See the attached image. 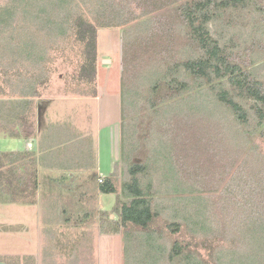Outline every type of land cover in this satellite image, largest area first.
<instances>
[{
  "label": "trees",
  "instance_id": "16d2710c",
  "mask_svg": "<svg viewBox=\"0 0 264 264\" xmlns=\"http://www.w3.org/2000/svg\"><path fill=\"white\" fill-rule=\"evenodd\" d=\"M168 9L178 16L167 13ZM248 17L253 19L249 42L244 40L240 45L232 36L221 43L222 34L219 38L213 36L211 23L217 22L222 30L246 28L243 23ZM113 27L124 29L121 44L122 161L130 179L119 194L112 172L100 178L98 191L118 194L115 213L119 220L112 226L114 233L123 237L124 264H264V154H254L257 151L251 148L245 134V129L254 123L256 129L262 128L264 137V77L260 76V68L264 67V0H0V42H7V50L13 56L9 62L8 82L17 98L7 102L13 107L15 118L12 117L8 126L0 127V135L33 137L30 108L45 84L53 51L66 46L76 48L77 52L81 50L80 58L86 62L82 75L87 78L86 83L93 84L97 30ZM172 32L176 35L171 36ZM177 32L184 35V41L181 54L172 65L171 58L165 56L170 45L166 48L151 43L156 37L162 38L163 43L166 40L172 43L181 36ZM159 49H163V53L158 60L155 53ZM165 61L167 68L163 70L161 65ZM23 64L28 66L27 70H23ZM135 67L149 69L142 83L139 75L146 71L139 68L135 71ZM162 87L168 90L167 94L159 93ZM146 91H149L148 97ZM145 101L149 107L143 110L141 105ZM181 103L186 106L181 108ZM199 116L208 122L211 130L201 120L198 125L193 123ZM141 119L144 124L149 122L145 140L148 136L151 138L153 127L160 138L162 136L158 141L162 153L153 149L157 158L164 157L167 150L169 154L177 150L176 156L184 154L196 159L192 164L196 171L199 164L205 167L204 161L212 163L201 169L212 175L210 184L204 188L207 193L214 187L222 214L215 211L204 188L189 184L191 176L178 168L172 157L174 171L180 176L174 194L182 197L187 189L189 194L202 191L203 195L190 202L192 208L188 217L175 212L171 217L173 221L167 223V230L152 228L159 212L154 210L152 180L143 181L142 175L149 176L148 169L155 168L157 172L160 168L141 160L137 162L135 157L143 146L139 142ZM16 122L18 125L11 126ZM181 124H187L185 128L192 142L187 141L186 154L178 153L182 141L176 139L175 145L170 141H174L170 133ZM150 138L144 144L151 149ZM219 145L222 147L217 150ZM210 150L213 154H202ZM132 156L134 161L130 160ZM198 176L196 179L202 181L204 176ZM38 181L35 154H0V195H7L12 204H33L30 200L37 194ZM185 182L188 184L183 189ZM178 219H183L191 235L201 233L207 254L179 240H174L170 248L166 246V232L173 236L182 232ZM222 237L225 240H221ZM7 260L0 264H8ZM14 262L21 264L18 259Z\"/></svg>",
  "mask_w": 264,
  "mask_h": 264
},
{
  "label": "rangeland",
  "instance_id": "374dc122",
  "mask_svg": "<svg viewBox=\"0 0 264 264\" xmlns=\"http://www.w3.org/2000/svg\"><path fill=\"white\" fill-rule=\"evenodd\" d=\"M166 12L173 13L175 17L178 16L172 10L168 9ZM246 21L243 23L247 25L246 28L242 26L236 29L222 30L217 22L211 23L210 27L214 37L219 38L220 34L224 36L221 43L235 36L238 39V44L243 45L244 40L249 42L248 38H250L253 29L251 25L253 19L248 17ZM123 34L124 29L120 27L97 30L96 81L93 84L86 83L87 78L82 75L86 62L80 58L81 50L77 52L76 48L71 49L70 46H66L61 50L53 51L51 61L47 66L45 84L39 89V97L33 99L29 113V120L34 126V136L38 137L37 132L43 134L39 139L41 151L46 148V145H51V154H45L47 160L44 163L48 162L52 170L47 168L48 172L42 170L40 173L41 189L38 188L36 196L30 200L36 206L23 202L12 206L6 205L12 203L6 198L7 195H0V262L8 259V264H15L14 259H18L21 264H124L123 237L120 234H115L112 226V223L119 220L115 213L118 194L106 195L98 191L100 178L107 177L112 172L115 175L114 180L117 183L119 194H121L123 184L130 179L128 168L122 161L121 108L120 103L117 102L118 100L121 102ZM172 35L176 34L172 32ZM177 35L181 36H177L172 43L167 40L163 43L162 38L159 37H156L151 43L153 46L161 47L170 45L165 56L171 58L172 65L178 58V54H181V43L184 41L183 34L177 32ZM143 36L145 37V34ZM173 43L176 44L173 45ZM7 46V42H0V127L8 126L12 117L15 118V111L7 102L17 99L12 93L13 88L9 86L10 82H8L9 62L13 56L9 54ZM161 53H163V49H159L155 53V58L159 60ZM27 67L24 64L22 66L23 70H27ZM138 68L139 71L145 69L144 67H135V71ZM161 68L166 70V61L162 63ZM148 70L145 69V73H140L139 76H142L140 83L143 82L144 76L148 75ZM260 71V76L264 77V67L261 66ZM150 81L152 82V80ZM139 82L137 88L140 85ZM148 89L149 87L145 90ZM167 91L162 87L159 93L167 94ZM83 93H87V95H83ZM145 93L147 96L149 91ZM148 104L145 101L141 108L144 110L149 107ZM172 106L176 107L175 104ZM184 106H186L185 103L180 104L181 108ZM181 108L179 109L181 110ZM228 118L232 119L230 116ZM150 119L152 118H147L149 121ZM142 120L144 119H141L143 123L139 125V137L141 136L139 142L143 146L140 148L141 151L136 152L135 157L137 162L143 161L145 164H150L151 167L160 168L157 172L155 168L148 169L149 176L142 175V180L149 181L151 179L154 186L152 189L154 193L153 205L154 210L159 212V216L152 228L158 227L167 230V223L173 221L171 217L175 212L180 216L188 217L189 209L192 208L190 202L194 201L196 197L202 198L203 195L202 191L189 194L187 189L182 197L174 194V190L179 185L177 182L180 176L176 175L174 171L172 157L175 158L176 166L183 168L191 176L188 177L189 184H195L202 190L204 186L210 184L212 175L206 169L204 171L201 169L209 167L211 162L204 161L205 167L202 164L197 165L198 170L196 171V168L192 167L196 159H189L184 154L176 156L177 150H175V154L172 152L169 154L170 150H167L166 154H163L164 157L157 158L153 149L162 153L161 147H159L160 142H158L162 136L160 138L155 127L151 128V138L150 136L146 137V140L150 138L151 149L149 146L147 147L144 144L148 143L144 134L149 128V122L144 124ZM199 120L211 130L212 127L204 121L202 116L197 117L193 123L198 125ZM16 123L11 126L18 125V122ZM186 125L177 126L175 132L170 133V138L172 137L174 141L169 140L174 145L176 139L178 142L184 141L183 147L182 142L181 146H178V153L186 154V150H188L186 147L192 143L189 141L190 135L186 131L188 128ZM245 134L250 141L251 148L257 151L254 154H264L262 128L256 129L253 123L245 129ZM15 143L16 140L1 134L0 154L10 153V146ZM155 143L157 145H154ZM221 143L223 145L222 140ZM221 147L217 146V150H220ZM223 147L226 149L225 144ZM162 150L164 149L162 148ZM52 154H56V156ZM202 154H213V151L210 150V153L202 151ZM202 154L196 153L198 156H202ZM36 155L40 167L45 158ZM192 155L195 156V154ZM224 155L227 158V154ZM206 157L208 156L204 155V158ZM130 160L134 161L133 156ZM191 168L196 173H192ZM57 169H61V171L64 169L63 171L66 172L59 173ZM45 173H50L54 177L53 182L56 183L51 184V179L48 180L49 185L44 183L46 187L56 185L53 187V191L51 188L48 189L50 190L48 196L47 194L44 196L45 189L47 190L43 184L44 179L47 178ZM198 175L204 176L202 181L196 179L199 177ZM186 183H183V189L187 186L188 183ZM67 189L69 190L67 191ZM204 194H208L207 196L215 205V211L222 214V205L216 202L218 195L215 193L214 187L210 188L207 193L204 188ZM178 221L182 225V232L174 236L166 232L164 239L166 246L170 248L174 240H179L183 244H191L194 250H200V253L207 254L204 238L199 236L201 233L191 235L189 230H186V225H183V219H178ZM221 240L225 239L222 237Z\"/></svg>",
  "mask_w": 264,
  "mask_h": 264
},
{
  "label": "crops",
  "instance_id": "0c3cea01",
  "mask_svg": "<svg viewBox=\"0 0 264 264\" xmlns=\"http://www.w3.org/2000/svg\"><path fill=\"white\" fill-rule=\"evenodd\" d=\"M118 103H120V108H121V102L118 100L117 101ZM121 110V109H120ZM37 135H38V137L36 138L34 135H33V137H30V138H28V139H25V138H13V137H10V138H12L13 140H16V143H15V145H13V146H10V154H16V153H25V154H35V156L36 157H38L36 154H38L39 156H41L43 159L45 158V160L41 163V165H40V167H39V160H38V175H39V189H41V182H40V173H41V171L42 170H45L46 172H48V170H47V168H51V170H52V167L49 165V163L47 162V163H44L46 160H47V157H46V155L45 154H48V155H50L51 154V145H46V148H43L42 149V151H41V141L39 140V139H41L42 138V135L43 134H41V133H39V132H37ZM1 153V152H0ZM4 154H7V153H4ZM52 155H54V156H56V154H52ZM40 157V158H41ZM38 159V158H37ZM64 170V169H63ZM61 171V169H57V172L59 171V173H64V172H66V171ZM44 173V172H43ZM51 173V172H50ZM48 174V173H45V174H47V178L46 179H44V182H43V184L44 183H46L47 185H49V183L51 182V184H53V183H55V182H53L54 180H53V176L51 175V174ZM50 175V176H49ZM71 175V174H70ZM73 175H74V173H73ZM102 177V176H101ZM104 177H106V176H103V178ZM50 179H51V181H50ZM70 179V178H69ZM48 180L50 181V182H48ZM56 184V183H55ZM56 185H54V186H52V187H46V185L44 184V188L46 187L47 188V190L45 189V192H44V196L47 194V196H48V194H49V191L50 190H48L49 188H51L52 189V191L54 190L53 189V187H55ZM69 189H67V191H68ZM65 191V190H64ZM35 204V203H34ZM34 204H32L33 206H36V205H34ZM37 204V203H36ZM6 205H10V206H12V205H14V204H6Z\"/></svg>",
  "mask_w": 264,
  "mask_h": 264
}]
</instances>
